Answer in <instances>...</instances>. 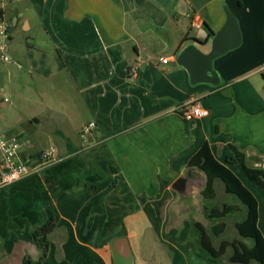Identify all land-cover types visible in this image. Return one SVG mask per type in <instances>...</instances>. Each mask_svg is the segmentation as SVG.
Here are the masks:
<instances>
[{"label": "crops", "instance_id": "crops-1", "mask_svg": "<svg viewBox=\"0 0 264 264\" xmlns=\"http://www.w3.org/2000/svg\"><path fill=\"white\" fill-rule=\"evenodd\" d=\"M224 2L232 13L234 0H32L41 22L34 26L47 36L73 100L57 111L50 147L58 161L0 189V264H36L40 250L31 232L49 217L47 257L37 264H79L83 257L90 258L84 264H112L111 241L126 238L118 235L123 217L157 203L165 210L177 199L171 183L187 171L205 180L197 168H187L203 145L237 177L244 175L240 167L225 162L231 149L264 173V27H242L239 53L228 50L213 60L218 85L191 83L176 60L191 43L209 51L226 20ZM0 15L6 18L2 6ZM9 20L10 39L17 27H33L18 10ZM39 52L29 56V72L53 74L41 67L45 54ZM11 56L8 72L22 68ZM190 101L207 115L183 119L176 109ZM92 183L95 190H85ZM256 224L264 244L258 201Z\"/></svg>", "mask_w": 264, "mask_h": 264}, {"label": "rangeland", "instance_id": "rangeland-1", "mask_svg": "<svg viewBox=\"0 0 264 264\" xmlns=\"http://www.w3.org/2000/svg\"><path fill=\"white\" fill-rule=\"evenodd\" d=\"M239 1L242 6L238 5ZM0 6L6 11V19H9L12 11L18 10V14L25 16L33 26L31 29L17 27L9 41V51L15 58L13 62H20L22 68L15 71L16 66H14L8 72L5 69L8 63L5 65L0 63L1 94L7 99L4 107L0 105V135L16 130L17 127L20 134L16 137L26 142L24 147L45 151L54 144L52 132L59 121L57 111L65 110L70 100H73V95L69 96L72 91L68 84H65L62 73L58 72V60L53 48L44 43V40L48 42L49 40L42 27L34 26L40 25L41 22L36 15L32 0H0ZM226 6L229 9L226 2L222 3V10ZM230 8L237 20L240 33L242 27H254V29L264 27V0H234L230 3ZM243 45L240 43L233 48L234 50L229 51L238 52L240 50L236 49ZM256 47L259 49V44H256ZM39 49L45 54L41 67L54 72L53 74H40L36 70H33V74L29 72V56L38 58L41 55ZM261 54L263 53L258 51L254 57L260 59L258 56ZM81 117L80 115L78 121H82ZM70 138H74L73 135H70ZM238 177L254 195L262 211L264 191L248 181L244 175L238 174ZM176 198V201L170 203L165 210L159 208L157 203L155 208H139L123 217V223L129 232L128 237L126 235L127 246L121 238L112 240L110 245L114 254L124 264H240L229 261V256L233 253L232 243L239 249V242L245 246H251L253 242L250 238L240 236L235 227V222L242 220L245 214V206L238 198L227 193L220 180H215L213 196L207 200L199 190L196 191L194 200L189 196L177 194ZM228 204L233 205L234 209L226 212L228 210L224 206ZM211 209H216L221 215L213 212L209 214ZM163 215L168 217L165 224L162 223ZM195 221L201 223L215 249L223 241L227 242L225 252L220 257L210 258L201 248L198 242L200 232L194 225ZM173 238L175 241L172 240ZM83 258L85 261L90 259ZM83 258L80 259L79 264L85 263ZM107 258L110 261V257ZM249 264L258 263L253 261Z\"/></svg>", "mask_w": 264, "mask_h": 264}, {"label": "trees", "instance_id": "trees-1", "mask_svg": "<svg viewBox=\"0 0 264 264\" xmlns=\"http://www.w3.org/2000/svg\"><path fill=\"white\" fill-rule=\"evenodd\" d=\"M225 162L230 165H238L244 176L264 191L263 171L258 168L249 167L241 152L231 149L226 156ZM192 167L201 171L205 177L204 187L201 189V194L204 198H211L213 196V183L215 180H220L225 191L235 195L241 204L245 206V214L242 220L235 222V227L240 236L252 239L253 243L251 246H245L239 242V249L232 243L233 253L229 256V261L240 264H249L255 261L258 264H264V244L262 235L256 224L257 200L254 195L225 164L220 163L212 156L206 145H203L189 160L187 165L188 170ZM95 186L96 185L93 183L89 184L85 187V190L93 191L95 190ZM58 194L59 192L54 193L53 197ZM224 207L228 210L226 212L234 209V206L229 204ZM212 212L216 215H221L216 209H211L209 214ZM53 224V219L49 217L44 223L34 228L31 232V241L40 250V255L36 260V264L41 263L47 257L49 234ZM194 225L200 232L198 242L201 248L209 254L208 256H210V258L220 257L225 252L227 242L223 241L220 246L215 249L210 243L201 223L195 221ZM222 227L223 225L219 228L220 231ZM118 235L126 237V229L123 224ZM113 262L116 264L115 259H113Z\"/></svg>", "mask_w": 264, "mask_h": 264}, {"label": "built area", "instance_id": "built-area-1", "mask_svg": "<svg viewBox=\"0 0 264 264\" xmlns=\"http://www.w3.org/2000/svg\"><path fill=\"white\" fill-rule=\"evenodd\" d=\"M14 28L13 21L0 15V63L12 61L10 53V34ZM167 58H162L166 62ZM0 98L6 101V97ZM177 112L185 120H193L207 115V110L200 106L198 101H190L177 107ZM94 125L93 122L83 126L81 135L89 132ZM25 143L16 137L8 138L4 134L0 135V189L15 183L22 178L37 174L46 167L58 161L55 149L50 147L48 150L38 153L24 152Z\"/></svg>", "mask_w": 264, "mask_h": 264}, {"label": "water", "instance_id": "water-1", "mask_svg": "<svg viewBox=\"0 0 264 264\" xmlns=\"http://www.w3.org/2000/svg\"><path fill=\"white\" fill-rule=\"evenodd\" d=\"M226 20L219 31L212 38L209 51H202L196 44L186 45L177 55V63L185 67L190 76V81L196 83H210L212 85L219 84V77L213 69V60L223 55L241 43V34L238 23L234 15L226 8ZM8 138L14 137L13 134L7 133ZM203 178L189 177L188 175H180L171 183V188L180 196L187 195L191 191V185L196 184L198 188L204 185ZM127 246V239L121 238ZM116 264H122L119 258L114 254ZM131 264V263H130Z\"/></svg>", "mask_w": 264, "mask_h": 264}, {"label": "flooded vegetation", "instance_id": "flooded-vegetation-1", "mask_svg": "<svg viewBox=\"0 0 264 264\" xmlns=\"http://www.w3.org/2000/svg\"><path fill=\"white\" fill-rule=\"evenodd\" d=\"M184 175H188L189 177H195L190 171L185 172ZM198 178V177H195ZM199 188L196 186V184H192L191 185V191L187 194V195H180V196H189L192 200H194L195 197V193ZM119 261H121V259H119ZM124 264V263H122Z\"/></svg>", "mask_w": 264, "mask_h": 264}]
</instances>
